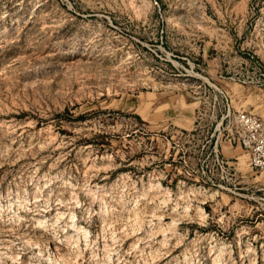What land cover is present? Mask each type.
<instances>
[{
	"label": "rangeland",
	"instance_id": "374dc122",
	"mask_svg": "<svg viewBox=\"0 0 264 264\" xmlns=\"http://www.w3.org/2000/svg\"><path fill=\"white\" fill-rule=\"evenodd\" d=\"M215 87L264 123V0H0V264H264Z\"/></svg>",
	"mask_w": 264,
	"mask_h": 264
},
{
	"label": "built area",
	"instance_id": "2783aa9c",
	"mask_svg": "<svg viewBox=\"0 0 264 264\" xmlns=\"http://www.w3.org/2000/svg\"><path fill=\"white\" fill-rule=\"evenodd\" d=\"M214 89L216 93L214 102L218 100L223 109L219 119L217 114L212 119L214 124L212 134H217L213 142L215 156L220 135L225 134L230 145H235L247 155L250 168L264 173L263 121L252 112L236 110L225 91L216 87Z\"/></svg>",
	"mask_w": 264,
	"mask_h": 264
},
{
	"label": "bare ground",
	"instance_id": "6f19581e",
	"mask_svg": "<svg viewBox=\"0 0 264 264\" xmlns=\"http://www.w3.org/2000/svg\"><path fill=\"white\" fill-rule=\"evenodd\" d=\"M78 232L80 231V232H84L85 234H88V231H86L83 227H80V226H78L77 224H74V226H73ZM56 249V248H55ZM58 251V250H57ZM56 253V252H55ZM58 256V255H57ZM69 261V260H68ZM57 262H59L60 264H72V263H70V262H66V261H64V260H62V259H58V261ZM56 263V262H55ZM57 264V263H56Z\"/></svg>",
	"mask_w": 264,
	"mask_h": 264
},
{
	"label": "crops",
	"instance_id": "0c3cea01",
	"mask_svg": "<svg viewBox=\"0 0 264 264\" xmlns=\"http://www.w3.org/2000/svg\"><path fill=\"white\" fill-rule=\"evenodd\" d=\"M218 73H219V71H217V70L216 71H212V74H215V76H216L217 79H218V75H217ZM219 82H222V81L219 80Z\"/></svg>",
	"mask_w": 264,
	"mask_h": 264
}]
</instances>
